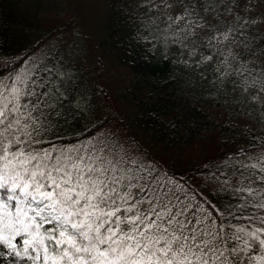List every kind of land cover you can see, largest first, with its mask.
I'll return each mask as SVG.
<instances>
[{"label":"snow or ice","instance_id":"obj_1","mask_svg":"<svg viewBox=\"0 0 264 264\" xmlns=\"http://www.w3.org/2000/svg\"><path fill=\"white\" fill-rule=\"evenodd\" d=\"M264 0H128L133 36L264 130ZM0 38V264H264V136L191 177L126 134L79 128L63 67ZM59 65V66H58ZM212 165H215L213 167Z\"/></svg>","mask_w":264,"mask_h":264},{"label":"trees","instance_id":"obj_2","mask_svg":"<svg viewBox=\"0 0 264 264\" xmlns=\"http://www.w3.org/2000/svg\"><path fill=\"white\" fill-rule=\"evenodd\" d=\"M57 3L55 7L53 4ZM34 0H0V38L10 53H19L20 59L33 54L54 34L69 30L71 39L92 47V62L74 69L71 73L77 82L73 100L80 93L86 97L100 99L95 105L79 107L83 117L79 128L67 130L64 139L71 141L87 136L99 125L113 122L121 134L134 137L145 151L163 167L176 173H186L188 183L201 179L195 169L206 162L218 160L226 152V144L235 145L247 125L256 135L264 136L259 123L238 115L232 108L223 106L227 102L209 96L206 83L195 80L180 64L162 57L146 45L142 46L133 36V29L124 14L128 0H102L101 12L96 19V37L86 35L79 22L89 0H53L35 6ZM34 5L35 11H27ZM41 11L58 16L65 12L64 23L41 25ZM264 13V3L255 9ZM95 20V19H94ZM67 34V33H66ZM43 49V47H42ZM44 50V49H43ZM65 48V63L72 62ZM73 59L81 58L80 50H72ZM40 58L53 63L62 58L58 48L44 50ZM121 69L122 86L115 90V100L123 106L117 111L106 95V86L98 84L104 69ZM81 75V77H79ZM116 76V75H115ZM85 79L88 82L85 83ZM106 109L103 110V108ZM99 110V117L89 118ZM208 144L203 161L193 167L174 170L163 163L162 156L178 155L180 150L193 147L198 142ZM215 167V165H212Z\"/></svg>","mask_w":264,"mask_h":264},{"label":"rangeland","instance_id":"obj_3","mask_svg":"<svg viewBox=\"0 0 264 264\" xmlns=\"http://www.w3.org/2000/svg\"><path fill=\"white\" fill-rule=\"evenodd\" d=\"M35 6L39 7V5H42L43 3L49 2L50 4H53V0H34ZM37 3L39 5H37ZM101 3L102 0H89V4L86 5V8L82 12L80 22H79V28L83 30V32L88 35L92 36L93 38L96 37V19L98 18V14L101 12ZM55 7L57 6V3L55 1V4H53ZM27 11L33 12L35 11L34 5H31L27 8ZM41 18V25L43 27H48L49 25H56V24H62L65 20V12L56 16V14H52L51 12L41 11L40 14ZM95 19V20H94ZM50 27V26H49ZM67 33V34H66ZM65 29L56 35L54 34L48 41L44 42L42 45L44 50H53L55 48H58L59 53L62 54L63 59V67L66 68L70 74L74 72V69L71 67L77 69L78 67L85 66L88 62H92V47L88 44L82 45L80 43L75 42L73 39H71V36L69 35V30ZM41 48H35L32 50V53L36 57L42 56V53L44 50ZM68 48L70 53H68V56L71 57L72 62L70 64L65 63V48ZM80 50L81 51V58L73 59L72 50ZM87 59H86V58ZM57 61V60H56ZM55 61V63H56ZM59 66V65H58ZM123 71L121 69H114L111 68L109 70L104 69V73L98 78V84L99 85H105L106 95L109 97L110 101L112 102L114 108L117 111L123 110V106L118 103L115 100V90L120 88L122 86V81L120 79L121 73ZM116 75V76H115ZM81 77V75H79ZM88 82L87 79H85V83ZM99 98L97 97L95 100L90 97V101L93 105L99 102ZM106 109V107L103 108V110ZM100 113L99 110L96 114H92L89 118L96 120L99 117ZM111 129L113 131H118V126L115 125L113 122H107L102 130H108ZM208 144L204 142H198L193 147H186L180 150V153L178 155L172 154V156L164 155L162 156L163 163H168L171 165V167L174 170L181 171L182 169H187L190 167H193L195 165H198L200 162H202L204 158V154L207 151Z\"/></svg>","mask_w":264,"mask_h":264}]
</instances>
